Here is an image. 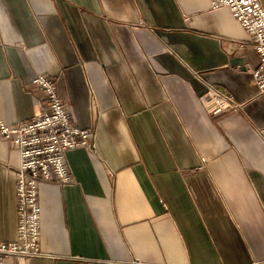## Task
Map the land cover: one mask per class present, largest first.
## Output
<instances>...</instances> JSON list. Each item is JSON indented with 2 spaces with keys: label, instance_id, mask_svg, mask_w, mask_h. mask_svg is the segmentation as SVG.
Here are the masks:
<instances>
[{
  "label": "crops",
  "instance_id": "obj_1",
  "mask_svg": "<svg viewBox=\"0 0 264 264\" xmlns=\"http://www.w3.org/2000/svg\"><path fill=\"white\" fill-rule=\"evenodd\" d=\"M258 63L210 0H0V120L40 114L45 75L96 131L67 153L71 183L39 187L41 256L5 264H264ZM209 86L242 107L210 115ZM19 163L0 136V241L17 239Z\"/></svg>",
  "mask_w": 264,
  "mask_h": 264
},
{
  "label": "built area",
  "instance_id": "obj_2",
  "mask_svg": "<svg viewBox=\"0 0 264 264\" xmlns=\"http://www.w3.org/2000/svg\"><path fill=\"white\" fill-rule=\"evenodd\" d=\"M211 7L228 8L239 20L251 44L259 54L256 67L249 66L253 84L264 91V6L260 0H210ZM31 83L44 96L42 112L26 121L9 125L0 120V136L18 152L20 163L16 170L17 239L0 241V264L8 258L27 262L41 256L40 198L42 183L69 184L72 175L67 153L73 149L95 150L94 128L78 126L72 119L69 106L60 97L57 79L39 75ZM204 111L220 115L238 111L242 105L232 94H225L213 86L200 98Z\"/></svg>",
  "mask_w": 264,
  "mask_h": 264
},
{
  "label": "rangeland",
  "instance_id": "obj_3",
  "mask_svg": "<svg viewBox=\"0 0 264 264\" xmlns=\"http://www.w3.org/2000/svg\"><path fill=\"white\" fill-rule=\"evenodd\" d=\"M249 71V70H248ZM211 115V114H210ZM212 116H216V115H212ZM95 130V129H94ZM95 133H96V131H95Z\"/></svg>",
  "mask_w": 264,
  "mask_h": 264
}]
</instances>
